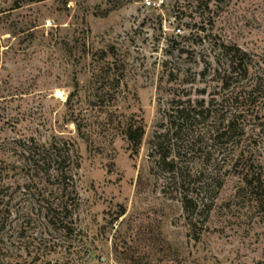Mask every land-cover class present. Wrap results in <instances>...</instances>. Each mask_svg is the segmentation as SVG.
Returning <instances> with one entry per match:
<instances>
[{"label": "rangeland", "instance_id": "1", "mask_svg": "<svg viewBox=\"0 0 264 264\" xmlns=\"http://www.w3.org/2000/svg\"><path fill=\"white\" fill-rule=\"evenodd\" d=\"M159 3L0 0V264H264V0ZM223 45L248 54L246 77L225 81ZM201 105L169 151L153 147L175 108ZM234 114L220 148L215 123ZM63 141L65 180L31 171L32 144Z\"/></svg>", "mask_w": 264, "mask_h": 264}, {"label": "trees", "instance_id": "2", "mask_svg": "<svg viewBox=\"0 0 264 264\" xmlns=\"http://www.w3.org/2000/svg\"><path fill=\"white\" fill-rule=\"evenodd\" d=\"M222 53L227 57L228 69L223 74L225 81L228 79H232L233 75L240 74L243 77H246L249 74V65L247 63V59L249 58L248 54L242 51L237 46H226L223 45ZM75 91H78V83L76 84ZM225 87L228 89L229 84L225 82ZM261 86L260 81L257 82V85L252 91L247 90V86H241L238 90L234 93L233 97L231 98L232 106L236 107L238 103L242 99H247L246 96L253 94L254 91H257L258 88ZM75 96V92H71L65 102L66 106H70L72 104V100ZM197 110V107H177L173 110L172 114L170 115V130L167 134L157 132L155 135V142H153V147L157 150L163 149L164 151H169V148H164L162 140L166 138L173 132V141L174 137H178L184 131V127L186 124H192L197 119L204 117L205 115L209 114L210 111L204 109ZM240 114H234L232 116H228L226 118H218L214 130H213V138L214 141L220 145V148H223L228 142L229 139L236 134L239 130L237 126V119ZM77 128V132L79 135L81 134L84 136L85 134L82 133L81 124L76 120L73 121ZM127 141L131 144L134 153L138 152L140 148L143 138L145 136V129L142 122L137 121H128L122 132ZM177 139V138H176ZM175 139V140H176ZM179 140V139H178ZM177 141V140H176ZM216 144V145H217ZM29 148L27 151L28 156H24V160L26 161L27 165H29L31 171L33 172H42L46 167L51 169L54 167L53 170L55 174L62 175V178L65 180L66 176V169H69L72 165L71 157H70V143L68 141H63L60 145L58 143H54L50 146V148L46 149L45 152L39 151V146L36 145ZM168 149V150H167ZM167 153V154H166ZM161 156L162 160V167L167 169L169 172L174 173L176 170V161L174 158H170V152H166ZM67 203H58L55 206H51L49 212H53L54 217L58 215H62V213H67L68 211ZM125 215L123 211L121 216ZM57 218V217H56ZM55 221V220H53ZM56 222V221H55ZM63 223V221L61 222Z\"/></svg>", "mask_w": 264, "mask_h": 264}, {"label": "built area", "instance_id": "3", "mask_svg": "<svg viewBox=\"0 0 264 264\" xmlns=\"http://www.w3.org/2000/svg\"><path fill=\"white\" fill-rule=\"evenodd\" d=\"M159 1L161 0H145V3L147 6L149 7H157V6H160L161 3H159ZM178 33H180V30H177Z\"/></svg>", "mask_w": 264, "mask_h": 264}]
</instances>
